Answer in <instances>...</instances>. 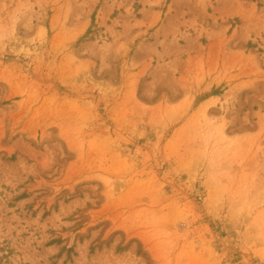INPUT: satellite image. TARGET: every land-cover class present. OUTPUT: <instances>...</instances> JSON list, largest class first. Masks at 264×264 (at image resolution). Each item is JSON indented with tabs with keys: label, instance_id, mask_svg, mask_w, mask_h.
Listing matches in <instances>:
<instances>
[{
	"label": "rangeland",
	"instance_id": "rangeland-1",
	"mask_svg": "<svg viewBox=\"0 0 264 264\" xmlns=\"http://www.w3.org/2000/svg\"><path fill=\"white\" fill-rule=\"evenodd\" d=\"M0 264H264V0H0Z\"/></svg>",
	"mask_w": 264,
	"mask_h": 264
}]
</instances>
